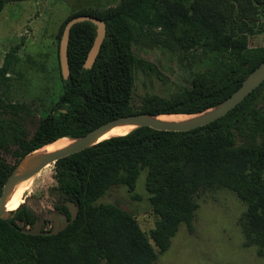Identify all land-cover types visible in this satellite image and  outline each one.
<instances>
[{
	"label": "trees",
	"instance_id": "16d2710c",
	"mask_svg": "<svg viewBox=\"0 0 264 264\" xmlns=\"http://www.w3.org/2000/svg\"><path fill=\"white\" fill-rule=\"evenodd\" d=\"M45 0H0V12L11 3ZM255 0H120L101 11L79 16L102 20L104 41L91 69L83 64L93 45L96 27L83 22L70 30V74L61 77L62 93L51 111L27 138L2 119L7 106L0 100V150L16 146L13 165L0 158V196L7 179L28 154L61 138H78L113 119L146 114H196L231 96L264 61V48L249 49V24L257 14ZM153 36L158 44L186 54L195 49L226 53L223 68L211 77L196 75L190 85L171 98L146 96L140 110L132 108L136 33ZM156 31V33H154ZM6 57L0 75L6 73ZM146 66H149L146 64ZM264 82L226 116L187 132L157 131L148 127L113 137L57 161L55 180L60 201L58 215L77 217L56 235L28 233L37 218L21 204L0 219V264H155L159 252L170 248L181 224L189 231L201 189L220 187L246 204L241 221L248 245L264 253V108L255 101ZM239 137V140L236 138ZM146 171L145 189L156 217L146 235L133 214L112 204H96L113 186L135 191ZM18 224H22L20 227ZM152 240L154 247L150 244Z\"/></svg>",
	"mask_w": 264,
	"mask_h": 264
},
{
	"label": "rangeland",
	"instance_id": "374dc122",
	"mask_svg": "<svg viewBox=\"0 0 264 264\" xmlns=\"http://www.w3.org/2000/svg\"><path fill=\"white\" fill-rule=\"evenodd\" d=\"M180 1L188 4L192 0ZM255 1L258 11L249 21L254 32L247 37L249 49L264 48V0ZM119 2L47 0L11 3L4 7L0 12V69L6 57H11L6 73L0 75V100L7 106L1 117L9 123L11 133L15 130L23 137H31L62 93L57 34L63 22L77 12L101 11ZM132 51L138 61L133 72L131 101L135 111L140 110L146 96L171 98L187 88L196 75L211 77L223 68L228 58L226 53L201 49L189 54L171 50L158 44L152 35L139 31ZM255 104L264 108V91ZM7 147L8 152L0 150V158L13 165L16 159L12 153L17 148L13 144ZM55 174L54 164L46 167L30 179L29 188L23 194L22 204L37 221L44 222L43 232L52 229L51 215L56 213L55 205L60 201ZM145 177L143 170L133 193H128L122 185L113 186L96 204H112L133 214L141 230L148 235L156 217L145 189ZM194 200L197 209L191 231L181 224L164 253L149 240L157 255L155 264H264V253L247 244L241 226L246 204L234 192L211 187L199 190Z\"/></svg>",
	"mask_w": 264,
	"mask_h": 264
},
{
	"label": "water",
	"instance_id": "95a60500",
	"mask_svg": "<svg viewBox=\"0 0 264 264\" xmlns=\"http://www.w3.org/2000/svg\"><path fill=\"white\" fill-rule=\"evenodd\" d=\"M83 22H89L96 27V35L93 41V45L90 48L87 54L86 60L83 64L84 69L89 70L92 68L100 52L101 45L104 41L105 33H106V26L102 20H99L97 18H93L90 16H79V17H75L71 19L70 21H68L63 29V32H62V35L59 41V46H58L59 67H60L61 77L63 80H66L70 74L69 64H68V52H67L70 30L76 24L83 23ZM263 82H264V61L245 78L241 86L231 96H229L226 100L216 105L215 107L208 109L204 112L191 114V115L171 114V115L191 116V119L186 122H183V123L163 122L157 119L158 116H150L146 114H134V115L119 117V118L113 119L111 121H108L96 127L95 129L91 130L90 132H88L87 134L81 137L70 138L74 141L72 144H70L69 146L63 149L57 150L55 152H51L43 156L34 168H32L30 171L24 174H21V175L16 174L17 167H18L17 165L14 171L12 172V174L7 179L5 185L3 186V191L0 196V219L6 220L10 216L9 215L10 212H6L5 207H6V203L11 195L13 188L17 184L27 181L29 179H32L37 174H39L43 169H45L47 166L53 165L57 161L63 158H66L70 155L82 152L98 144L99 142L104 141L102 140V141L96 142L100 137L105 135L110 130L116 127H119V126H123V125H131V126H135L136 127L135 129L142 128V127H148L153 130L167 131V132L191 131V130L206 126L226 116L229 112H231L234 108H236L243 100H245L252 92H254ZM30 154L25 156L20 162H22ZM67 208L70 214V219L67 220L63 216L58 215L57 213L52 214L51 219L53 222V226H52V229L46 234L56 235L59 232H61L63 229H65L70 223H72L76 219L77 208L73 204H68ZM61 217L63 220H61ZM43 225H44V222L42 220L37 221L34 224L33 228L28 231V233L32 235L42 234Z\"/></svg>",
	"mask_w": 264,
	"mask_h": 264
},
{
	"label": "bare ground",
	"instance_id": "6f19581e",
	"mask_svg": "<svg viewBox=\"0 0 264 264\" xmlns=\"http://www.w3.org/2000/svg\"><path fill=\"white\" fill-rule=\"evenodd\" d=\"M159 121L163 122H170V123H183L191 119V116L187 115H161L157 118ZM135 126L131 125H123L116 127L109 132H107L105 135L100 137L96 142L107 140L113 137H120L125 136L129 134L130 132L135 130ZM74 141L70 138H63L60 139L52 144H49L47 146H44L32 154H30L28 157H26L22 162L18 164L16 174L21 175L28 171H30L32 168L36 166V164L39 162V160L51 153L55 152L57 150L63 149L70 144H72ZM48 167V166H47ZM29 182L30 179L24 182H21L17 184L12 192L11 195L6 203L5 211L6 212H12L15 211L22 203H23V194L28 190L29 188Z\"/></svg>",
	"mask_w": 264,
	"mask_h": 264
},
{
	"label": "crops",
	"instance_id": "0c3cea01",
	"mask_svg": "<svg viewBox=\"0 0 264 264\" xmlns=\"http://www.w3.org/2000/svg\"><path fill=\"white\" fill-rule=\"evenodd\" d=\"M45 1H47V0H45ZM37 2H40V1H37ZM116 4H114V5H112V6H115ZM108 8V7H107ZM106 9V8H105Z\"/></svg>",
	"mask_w": 264,
	"mask_h": 264
}]
</instances>
